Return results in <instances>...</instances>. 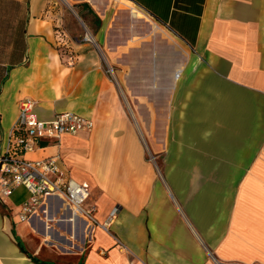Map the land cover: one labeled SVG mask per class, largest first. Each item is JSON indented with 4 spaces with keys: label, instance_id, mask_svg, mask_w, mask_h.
<instances>
[{
    "label": "crops",
    "instance_id": "0c3cea01",
    "mask_svg": "<svg viewBox=\"0 0 264 264\" xmlns=\"http://www.w3.org/2000/svg\"><path fill=\"white\" fill-rule=\"evenodd\" d=\"M6 1L24 9L25 19L19 36L15 24L0 32V157L23 100L35 103L43 121L66 111L91 119V131L43 142L28 157L60 154L70 176L89 184L86 206L96 207L99 225L71 218L56 196L22 222L17 212L29 192L19 188L0 200V264H41L17 240L47 264H264V162L238 189L232 187L241 170H204L197 186L159 181L145 142L155 150L163 122L175 119L183 91L170 79L175 70L180 79L185 67H172L177 50L162 57L154 45L130 64L129 36L140 24L150 34L164 32L183 52L207 57L235 89L213 87V95L228 108L247 102L252 111L236 91L264 94V0H119L138 19L133 23L112 10L118 0Z\"/></svg>",
    "mask_w": 264,
    "mask_h": 264
},
{
    "label": "rangeland",
    "instance_id": "374dc122",
    "mask_svg": "<svg viewBox=\"0 0 264 264\" xmlns=\"http://www.w3.org/2000/svg\"><path fill=\"white\" fill-rule=\"evenodd\" d=\"M0 2L3 4L0 5V32L13 28L15 24L19 36L21 24L25 19V10L17 8L16 11L10 1ZM23 6L26 8V3ZM112 6L114 12L119 10L126 12L127 19L129 18L132 23L138 20L132 17L130 9L119 0L112 2ZM77 20L76 23H80L82 28L86 29L84 24ZM122 21L123 19L119 20ZM130 21L127 23L130 24ZM94 24L100 27L97 20ZM148 31L140 24L132 26L129 36L131 39L134 38L135 42L130 43L134 50L130 53V64H137L139 57L143 55L139 52L152 54L154 45L155 52L162 57L168 51L177 50L172 67L183 65L185 68L180 79L175 81L173 76L170 79L171 84L182 88L181 93L183 91L182 96L176 101V117L172 123L163 122L158 142L160 145L155 146V150L149 147L148 141L145 142L147 161L154 166L159 181L164 184L171 182L180 184L186 181L197 186L202 181L204 170H238L237 173L241 170L236 175L232 187L238 189L240 181L248 177L245 176L246 172L252 170L256 164L264 162V94L255 96L237 90L236 92L241 93L243 98L252 102V111L247 107L249 106L247 102H243L242 105L233 104L228 108L224 100L213 95L212 91L215 89L213 87L221 86L227 92H233L235 89L223 83L224 78L221 74L213 72L207 57L198 58L195 52L186 53L172 46L162 31L154 34ZM13 32L12 29V34ZM153 39H156V42L151 44ZM147 42H150L152 47L145 46ZM227 138H236L240 143H224L220 140ZM188 193L190 195L193 193L192 197H195L200 192ZM4 212L9 216L7 210Z\"/></svg>",
    "mask_w": 264,
    "mask_h": 264
},
{
    "label": "built area",
    "instance_id": "2783aa9c",
    "mask_svg": "<svg viewBox=\"0 0 264 264\" xmlns=\"http://www.w3.org/2000/svg\"><path fill=\"white\" fill-rule=\"evenodd\" d=\"M57 36L63 40L66 38L61 30H58ZM108 71L112 72V69ZM93 128L91 119L70 111L43 121L36 113L34 102L23 100L20 103L18 120L0 157V200L6 202L19 188L29 192L28 199L17 212L20 221L28 222L42 205L46 206L49 199L56 196L64 203L71 218L80 217L94 226L99 225L94 217L96 207L86 206L91 198L89 184L78 182L70 176L60 154L37 159L28 157L43 150V142L60 144L66 135L78 136ZM118 211V208L112 211L109 223Z\"/></svg>",
    "mask_w": 264,
    "mask_h": 264
},
{
    "label": "trees",
    "instance_id": "16d2710c",
    "mask_svg": "<svg viewBox=\"0 0 264 264\" xmlns=\"http://www.w3.org/2000/svg\"><path fill=\"white\" fill-rule=\"evenodd\" d=\"M18 241V246L20 248V250L25 254L27 255L28 257H30L34 262H39L41 264H47L46 262H40L39 260H36L35 258H33L29 253L28 251H26V249L24 248L23 244L21 243L20 240H17Z\"/></svg>",
    "mask_w": 264,
    "mask_h": 264
},
{
    "label": "water",
    "instance_id": "95a60500",
    "mask_svg": "<svg viewBox=\"0 0 264 264\" xmlns=\"http://www.w3.org/2000/svg\"><path fill=\"white\" fill-rule=\"evenodd\" d=\"M174 72H175L174 78H175V80H177L180 76V73L178 70H175Z\"/></svg>",
    "mask_w": 264,
    "mask_h": 264
}]
</instances>
